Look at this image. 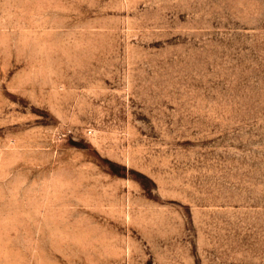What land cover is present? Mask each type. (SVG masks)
Wrapping results in <instances>:
<instances>
[{
    "label": "rangeland",
    "instance_id": "374dc122",
    "mask_svg": "<svg viewBox=\"0 0 264 264\" xmlns=\"http://www.w3.org/2000/svg\"><path fill=\"white\" fill-rule=\"evenodd\" d=\"M0 264H264V0H0Z\"/></svg>",
    "mask_w": 264,
    "mask_h": 264
}]
</instances>
